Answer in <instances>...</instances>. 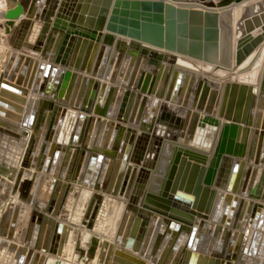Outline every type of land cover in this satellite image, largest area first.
<instances>
[{
	"label": "bare ground",
	"instance_id": "bare-ground-1",
	"mask_svg": "<svg viewBox=\"0 0 264 264\" xmlns=\"http://www.w3.org/2000/svg\"><path fill=\"white\" fill-rule=\"evenodd\" d=\"M5 7L6 1L0 0V264H15L22 251L30 249L32 258L39 254L37 264H99L105 243L124 252L121 264H264V124L256 125L259 113L264 122V103L259 107L264 45L233 66L236 43L250 31L249 25L264 27V0H244L224 10L205 8L216 14L217 25L210 29L202 19L204 33L212 30L216 37L205 38L202 58L117 34H86L68 27L52 38L53 23L44 31L35 29L32 38L37 40L28 47L29 33L23 40L13 31L5 33ZM254 15L260 16L259 22L249 23ZM252 56L250 66L243 68ZM158 74L159 82L165 76L160 93L150 90ZM185 81L180 100L167 97ZM233 83L255 87V105L250 109V100L246 119L244 106L238 120L221 113L227 86L230 93ZM133 90L139 96L137 109L125 118L123 103ZM238 94L239 89L235 98ZM247 95L245 91L243 105ZM151 98L157 102L142 114L140 106L147 101V107ZM233 125L235 145L242 151L218 156L224 129ZM108 126L107 147L92 143L96 127L105 134ZM256 130L263 135L260 148L256 144L252 150ZM48 142L64 153L58 173L48 169ZM167 144L181 155L191 152L203 159L191 160L205 166L197 193V168L186 189L190 166L183 187L178 186L181 173L176 190L167 197L172 208L192 217H182L190 221L178 220L174 211L150 208L143 200ZM89 151L121 152L110 190L103 188L95 164L76 171L82 152L85 156ZM241 162L238 186L229 188ZM203 187L214 193L211 196L209 189L204 195L206 202L211 198L210 207L199 209L193 200L202 196ZM178 192L191 196L192 202L178 200ZM137 216V247L127 248L118 234L124 221ZM38 223H46L45 245L34 246Z\"/></svg>",
	"mask_w": 264,
	"mask_h": 264
},
{
	"label": "water",
	"instance_id": "water-1",
	"mask_svg": "<svg viewBox=\"0 0 264 264\" xmlns=\"http://www.w3.org/2000/svg\"><path fill=\"white\" fill-rule=\"evenodd\" d=\"M242 1L244 0H19L14 8H10L4 12V28L5 33H11L13 31L15 37L17 38L19 36L22 40L24 37L26 38L27 33H29V36L25 41V45L28 47H33L34 41L36 42L37 40V38L35 40L32 38V34L35 29L37 31H44L50 23H53L55 29L51 32L52 38L57 34L62 35L64 27H68L70 30L73 29L79 31L80 29L84 31L82 33L86 34H95L98 32L103 33L104 36L117 34L119 37H128L143 41L172 52L181 53L194 58H202V49L204 48L205 38L208 37L210 40L216 39L212 30H208L206 33L203 31L202 19L206 18V23L210 29L213 28V25H217L216 14L208 11L207 9L220 8L224 10L233 3L240 4ZM193 4L199 5L203 8L199 6H192ZM253 18L254 19L249 20V23H254V21L258 23L260 16L254 15ZM17 19H20V25L15 26ZM36 23L38 24L35 26ZM13 28L14 30H12ZM249 28L250 31L241 36L236 43L235 60L233 59V66L235 68L245 62L256 49L259 50V48L264 44V27H262V25L259 26L258 24L257 28H255L254 25L250 24ZM251 30H253V33ZM241 31L244 32L243 30ZM51 42L52 41H50L49 46L51 45ZM19 43L20 44L18 46L22 44V41ZM15 45L17 46L16 41L14 42V46ZM212 50H214V47L209 49L208 52H211ZM208 59L211 60L210 58ZM118 66L115 67V71H117ZM148 73L149 75L151 74L150 72ZM180 77H182V74ZM158 80L159 74L156 75L150 90L160 93L165 81V76H162L160 82ZM185 84L186 81L177 93L175 92L174 94H171L168 92L167 97H171L173 100L176 98L180 100L183 95ZM172 88L173 87L171 85L169 91H171ZM237 89H239V94L235 98L234 93ZM254 90V86L233 83L231 86V92L229 93V86H227L221 113H225L227 116L233 115V117L238 120L241 117L239 115L240 110L244 106V113L242 117L243 119H246L250 100V109L255 105L256 96ZM245 91L248 92V95L246 97L245 104L243 105V93ZM138 99V94H136L134 90L131 91L128 101L126 104L123 103V107H125V118L133 116L136 112ZM235 100L236 108L233 110ZM146 102L147 101H143L144 104L140 106L142 114H148L152 102L157 101L154 100V98H151V100L148 101L147 107L145 106ZM263 103L264 95L261 96L259 101L260 110L263 107ZM260 116L261 114L259 113L256 121L257 126H259L261 122L264 124ZM193 117H196L195 114H193ZM177 125H179V122ZM110 128L111 127L108 126V131L105 134H102L101 130H97L96 127L94 136L91 138L92 143H95L96 146H100L102 148L107 147L109 143ZM245 131L246 129L244 132ZM236 134V126H226L223 132L224 137L219 142L216 149L218 156L224 152L241 153V148L238 145H235L234 139ZM206 135L207 138L211 137L212 134L210 130L209 132H206ZM262 135L263 132L258 133L256 130L252 150H255L256 144H258L257 147L260 148V138ZM88 138L89 135H87V139ZM188 138L190 140L193 139L191 136ZM46 147L50 154L48 159L49 172L53 171L58 173L62 164V156L64 153H60L61 150L55 149V145H51L50 142L47 143ZM84 153L85 152H82L79 158L76 171L79 172L80 168L83 172L88 171L87 169H89V165L92 167L95 164V170L99 171L98 179L99 181H102L103 188L110 190L118 165L121 162V152L100 155L89 151L85 156ZM252 153L254 154V151ZM186 154L187 156L181 155V152L176 151L172 145H165L163 157L159 162L157 172L154 173L150 181L147 195L145 197V202L150 208L163 212L174 211L177 219L184 222L190 221L182 218L184 215L190 219L192 217L177 208L175 209L171 207L172 201L167 198L169 191L174 192L176 190L181 173L182 179L180 180L178 186L180 188L183 187L187 170L191 166L192 170L186 189L189 190V187H191L194 174L193 169L197 168L199 173L194 187L195 192L197 193L198 188H201L200 181L205 170V166H200L196 162H191L193 159L203 160L202 158H198L191 152H187ZM67 158L68 156L65 158V162L68 161ZM243 166L244 162H241L235 180H233L234 175H232L228 186L229 188L232 186L236 188L238 186ZM70 170L71 169L69 167L68 173ZM212 173L213 168L211 167L205 179L206 183L210 182ZM209 189L210 188L208 187H203L202 196L199 198L197 194L193 200L194 206H197L199 209L210 207L211 198H209L208 202H206V198L204 196ZM210 192V195L212 196L214 190L210 189ZM176 198L180 201H185L186 203L192 202V197L183 192H178L176 194ZM258 212H260V210ZM140 222V216L135 217L133 221L131 218L130 220L123 222L118 234V240H120L125 247H137V243H134V238L137 235ZM45 226L46 223L37 224L36 233L33 234L32 237L34 246L45 245L44 237H46V235H43ZM46 228L49 234L51 224H48ZM163 241H165V239ZM233 242L234 239L232 240L231 245ZM223 243L224 239L222 240L221 246H223ZM57 251L60 252L61 249L59 248ZM123 253L124 252L122 250H115L112 244L105 243L101 250V262L99 264H121ZM32 257L33 249H30L29 251H22L15 264H37L39 254L36 253L34 258ZM223 263L224 262L222 261L221 264ZM237 264H244V262L242 260H238Z\"/></svg>",
	"mask_w": 264,
	"mask_h": 264
},
{
	"label": "rangeland",
	"instance_id": "rangeland-1",
	"mask_svg": "<svg viewBox=\"0 0 264 264\" xmlns=\"http://www.w3.org/2000/svg\"><path fill=\"white\" fill-rule=\"evenodd\" d=\"M6 1V0H5ZM19 2V1H18ZM10 6V3H9V5L7 4V2H6V9H8V7ZM243 24V23H242ZM264 45V44H263ZM132 49H133V47H132ZM260 49V48H259ZM259 57V56H258ZM154 60H156V58H154ZM253 61V56L250 58V60H249V62H248V64L246 65V66H244L243 68H247V67H249L250 66V64H251V62ZM210 67H212V66H210ZM163 127V126H162ZM147 195V194H146ZM146 197V196H145ZM145 197H143V200L145 199ZM145 201V200H144ZM89 246H90V243H89Z\"/></svg>",
	"mask_w": 264,
	"mask_h": 264
},
{
	"label": "crops",
	"instance_id": "crops-1",
	"mask_svg": "<svg viewBox=\"0 0 264 264\" xmlns=\"http://www.w3.org/2000/svg\"><path fill=\"white\" fill-rule=\"evenodd\" d=\"M18 1L19 0H6V2H7L8 5L10 3V6L8 7V9L14 8L17 5Z\"/></svg>",
	"mask_w": 264,
	"mask_h": 264
}]
</instances>
